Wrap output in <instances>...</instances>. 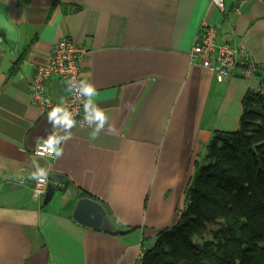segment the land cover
Returning a JSON list of instances; mask_svg holds the SVG:
<instances>
[{
	"label": "crops",
	"instance_id": "0c3cea01",
	"mask_svg": "<svg viewBox=\"0 0 264 264\" xmlns=\"http://www.w3.org/2000/svg\"><path fill=\"white\" fill-rule=\"evenodd\" d=\"M226 0H0V264H140L160 230L176 225L187 187L215 131L240 128L260 77L219 81L190 53L202 22L264 60V0L240 14ZM70 37L89 54L82 76L115 132L75 126L60 158L34 153L53 130L33 103L36 66ZM51 96L67 85L54 75ZM56 131H59L58 129ZM63 134V133H61ZM64 175L48 204L30 185L32 162ZM70 192L68 197L64 192ZM81 192L82 195L79 193ZM100 201L114 230L73 218L80 197ZM116 230H125L119 234Z\"/></svg>",
	"mask_w": 264,
	"mask_h": 264
},
{
	"label": "trees",
	"instance_id": "16d2710c",
	"mask_svg": "<svg viewBox=\"0 0 264 264\" xmlns=\"http://www.w3.org/2000/svg\"><path fill=\"white\" fill-rule=\"evenodd\" d=\"M186 198L140 264H264V94L246 95L238 130L214 132Z\"/></svg>",
	"mask_w": 264,
	"mask_h": 264
},
{
	"label": "built area",
	"instance_id": "2783aa9c",
	"mask_svg": "<svg viewBox=\"0 0 264 264\" xmlns=\"http://www.w3.org/2000/svg\"><path fill=\"white\" fill-rule=\"evenodd\" d=\"M251 1L233 0L234 12L240 14L245 5ZM212 5L221 11H225L226 0H212ZM88 54L89 50L85 46L76 45L70 37L66 36L60 39L47 62L36 66L35 78L31 85L33 103L38 105L44 112H49L53 106L62 104L72 112L77 122L76 126H81L84 117L83 103L76 100L69 92L63 100L54 99L50 94L48 84L54 75L59 76L65 83L73 76L78 80L83 79L81 61ZM190 56L192 60L198 59L205 66L213 67L217 79L221 82L231 76L260 77V84L254 92L264 94V60H256L247 47L242 44L230 43L220 39L218 26L208 20L202 22ZM34 153L37 155V146ZM28 182V179L21 180L23 185H28ZM48 183V179L43 185L33 181L31 187L35 197L41 199L45 196Z\"/></svg>",
	"mask_w": 264,
	"mask_h": 264
},
{
	"label": "clouds",
	"instance_id": "9594fccd",
	"mask_svg": "<svg viewBox=\"0 0 264 264\" xmlns=\"http://www.w3.org/2000/svg\"><path fill=\"white\" fill-rule=\"evenodd\" d=\"M66 84L68 85L67 91L76 100L83 103L84 117L81 127L87 126L92 129L89 134L90 139L95 140L99 133L105 130V125H108L107 131L109 133H114V125L108 123V116L105 111L95 102V97L97 96L96 87L86 79L78 80L75 76L66 81ZM47 120L54 131L42 140L38 139L37 155H48L58 159L63 155L61 145L71 139V130L76 126L77 122L72 112L62 104H57L51 108L47 114ZM57 129L59 131H56ZM32 166L35 170L31 173V178L39 185L45 184L48 179L47 170L40 167L36 161L32 162Z\"/></svg>",
	"mask_w": 264,
	"mask_h": 264
},
{
	"label": "water",
	"instance_id": "95a60500",
	"mask_svg": "<svg viewBox=\"0 0 264 264\" xmlns=\"http://www.w3.org/2000/svg\"><path fill=\"white\" fill-rule=\"evenodd\" d=\"M49 183L44 196V204H48L54 199L57 189L55 183L64 182V186L58 191H65L68 185V180L64 181V175L56 172H52L49 177ZM28 185L32 186L33 179L28 180ZM73 218L85 225L94 229H101L105 232H111L114 230L111 220L106 214V210L103 204L88 196L80 197L73 212ZM119 234H124L125 230H116Z\"/></svg>",
	"mask_w": 264,
	"mask_h": 264
},
{
	"label": "rangeland",
	"instance_id": "374dc122",
	"mask_svg": "<svg viewBox=\"0 0 264 264\" xmlns=\"http://www.w3.org/2000/svg\"><path fill=\"white\" fill-rule=\"evenodd\" d=\"M69 193H70V192H67V191L63 193V194H66V196H67V197H64L65 199H67V198H71V197H68V196H69ZM56 198H57V197H54V199H56ZM197 241L200 242V239L197 238ZM142 256H143V255H142Z\"/></svg>",
	"mask_w": 264,
	"mask_h": 264
}]
</instances>
